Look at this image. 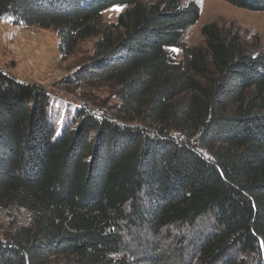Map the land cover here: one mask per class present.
Here are the masks:
<instances>
[{"label":"trees","instance_id":"1","mask_svg":"<svg viewBox=\"0 0 264 264\" xmlns=\"http://www.w3.org/2000/svg\"><path fill=\"white\" fill-rule=\"evenodd\" d=\"M183 1L0 0V20L55 31L61 59L97 39L83 79L119 103L114 118L81 104L56 139L49 93L0 68V210L28 215L0 264H264V54L216 24L187 46L200 9ZM112 7L125 9L102 26ZM123 226L193 240L138 263Z\"/></svg>","mask_w":264,"mask_h":264},{"label":"rangeland","instance_id":"2","mask_svg":"<svg viewBox=\"0 0 264 264\" xmlns=\"http://www.w3.org/2000/svg\"><path fill=\"white\" fill-rule=\"evenodd\" d=\"M157 1L145 0L148 4ZM188 2L198 5L200 16L184 38L187 46L201 47L202 27L216 24L222 32L238 34L241 47L246 52L252 55L264 54L263 11L239 9L222 0L183 1L184 4ZM124 9L112 7L105 10L100 19L102 26L115 24ZM96 40L81 42L72 56L61 59L55 31L23 24L14 25L9 19L0 20V68L23 83L34 84L47 92L63 95L54 98L48 96L47 115L55 127L56 139L72 126L81 104L89 106L96 115L110 117H113V111L119 104L108 85L88 83V80L83 79L86 73L83 67L92 55ZM171 52L175 56L180 55L179 49H171ZM27 217V213L21 209L0 210V240L7 241L17 229L26 224ZM190 232V229L182 232L173 229L163 233L160 238L152 239L143 232L131 231L125 226L121 228L125 253L138 259V263L142 262V252H150L155 247H158L160 255L171 258L170 249H175L179 240H184L186 245L193 240ZM183 264L195 262L189 256L183 259Z\"/></svg>","mask_w":264,"mask_h":264},{"label":"built area","instance_id":"3","mask_svg":"<svg viewBox=\"0 0 264 264\" xmlns=\"http://www.w3.org/2000/svg\"><path fill=\"white\" fill-rule=\"evenodd\" d=\"M49 94H48V96H50V97H52V98H54V97H57L58 95H59V97H62L63 95L62 94H53L52 92H48Z\"/></svg>","mask_w":264,"mask_h":264},{"label":"crops","instance_id":"4","mask_svg":"<svg viewBox=\"0 0 264 264\" xmlns=\"http://www.w3.org/2000/svg\"><path fill=\"white\" fill-rule=\"evenodd\" d=\"M20 82H23L22 80H20Z\"/></svg>","mask_w":264,"mask_h":264}]
</instances>
